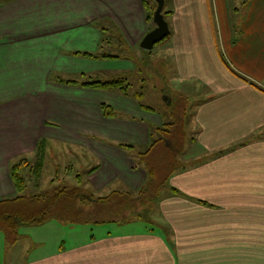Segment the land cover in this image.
<instances>
[{"label":"crops","instance_id":"obj_1","mask_svg":"<svg viewBox=\"0 0 264 264\" xmlns=\"http://www.w3.org/2000/svg\"><path fill=\"white\" fill-rule=\"evenodd\" d=\"M168 4L164 98L185 99L187 121L178 165L148 221H104L70 236L58 235L64 222L49 221V240L18 237L7 255L27 240L23 264H264V0ZM146 13L142 0H0V198L16 194L10 165L43 139L90 154L82 187L97 196L143 185L137 151L170 121L166 107L131 92L144 97L146 82L126 75L136 70L131 53L145 52ZM74 51L126 56L108 63ZM90 73L126 76L127 93L64 83ZM101 104L116 116H104Z\"/></svg>","mask_w":264,"mask_h":264},{"label":"trees","instance_id":"obj_2","mask_svg":"<svg viewBox=\"0 0 264 264\" xmlns=\"http://www.w3.org/2000/svg\"><path fill=\"white\" fill-rule=\"evenodd\" d=\"M148 0H142L146 10L147 18L149 19V10L151 4ZM151 4V5H150ZM155 9V8H153ZM148 52L147 50H144ZM102 57H118L113 56L105 51H102ZM146 53V54H148ZM75 55H82L91 59L99 58L101 55L92 52L74 51ZM135 66L139 61L135 57V53H131ZM143 63V62H141ZM245 79L244 77H242ZM145 80V78H142ZM75 79H66L64 83L78 84ZM80 85L94 89H113L117 88L124 94L127 93L129 82L126 76H118L108 80H85L80 82ZM138 95H142L140 92ZM175 99V101H173ZM186 100L177 96L169 103L172 106L167 108V115L170 121H163L162 125L155 127L150 132V141L148 147L143 151H137L139 163L146 172V180L143 185L135 192L113 190L105 196H97L90 190L82 186H63L56 189L52 194H36L25 196L23 191L26 186V181L19 173L23 167H29L32 175L37 179L41 175L44 166V151L46 141L41 140L37 146L34 162L30 164L26 157L19 158L10 165V177L14 184L16 194L13 197L0 198V230L4 232L8 244L14 243L18 239V229L25 225L41 224L46 220H78L85 221L92 217L94 222L104 221H126L132 219H142L148 221L147 213L152 209L153 201L158 197L161 187L167 182L169 175L175 169L174 164L169 166L168 171L164 176L158 177V172L162 167L161 146L167 150L178 154L181 146L175 147L176 138L171 134L169 126L178 125V132H183L187 117H185ZM166 104V105H169ZM144 108L145 105H142ZM102 114L106 117H115L116 111L107 104H101ZM158 132L159 136L155 137L154 133ZM118 147L133 150L134 146L127 143H118ZM159 147H158V146ZM158 147V151L153 150ZM92 169L86 172H90ZM85 172V173H86ZM78 180L80 181V176ZM204 203V201L200 200ZM15 204V206H13ZM20 207H16V206ZM119 217V218H118Z\"/></svg>","mask_w":264,"mask_h":264},{"label":"rangeland","instance_id":"obj_3","mask_svg":"<svg viewBox=\"0 0 264 264\" xmlns=\"http://www.w3.org/2000/svg\"><path fill=\"white\" fill-rule=\"evenodd\" d=\"M148 1L151 4H153L155 0H148ZM155 4H156L155 7L151 5L149 14H148L149 25L152 28L155 27V23L153 21V15H154V11L157 6L156 1H155ZM166 7L169 8V4L163 8L162 13H164L165 16H168L165 13V11L167 10ZM151 29H149L148 31H150ZM168 39H169L168 37H165L163 40L157 42L152 48L153 50L152 54H146L148 52L142 53V51H140L139 53H135V57L137 58L139 63H137V67L134 73L126 74L127 76L137 78L138 83L146 82V86L143 89L144 97L142 95H138V93H135L136 89H133V87L131 88V92L134 93V95L137 97L139 101L141 102L143 101L145 104H148L149 106H151L152 108L156 110H162L165 107L172 109V106H173L170 104L166 105L167 100H165L164 98V94H167L170 92V87L169 85H167L165 81V77L163 75L164 68L163 66H161V62H160L162 61L161 60L162 55L165 53H162L161 51H159V49L162 48L167 43ZM104 53H107L113 56H118V57H102L103 54H99L101 55L99 59L106 60L108 63L117 62L115 60H123L126 56L124 51H122V53L121 52L112 53L110 51H106ZM107 65L110 66L109 64ZM145 66L148 67V70H150L151 73L150 72L147 74L145 73V71L143 70ZM118 76H122V75H114L113 73H110V74L106 73L104 75L103 74L100 75V77H97L94 73H90V74L81 75L79 77L71 76L69 79H75L76 81L82 82L88 79L108 80V79L116 78ZM142 77H144L145 80L147 78V80L141 81ZM172 88L176 89V91L178 92L184 91V89L179 84L177 85L173 84ZM173 101H175V99ZM168 129L169 130L172 129L171 134L174 135L176 138L175 147L180 145L182 148L184 144L185 136L182 131L178 132L180 127H178V125H174L172 127L169 126ZM154 136L158 137L159 136L158 132H155ZM189 136L190 135L187 131V139H186L187 144L189 143ZM50 143L45 145L44 166H43V169H42V172L39 178L36 179L32 175L30 168L28 166L21 168L19 171L21 176H23L26 181V186L23 191V195L25 196L36 195V194H40V195L41 194H46V195L52 194L53 192L56 191V189L63 187V186H83L82 182L85 179V172L89 168H91V166L94 164L93 159L89 157L90 154L87 153L85 150L80 149V147H74V146L72 147V146L65 145V144H57L54 142H50ZM158 147H156L153 150V152L158 151L159 149ZM161 150L162 151H161L159 158L161 159L162 167L160 171L158 172L159 173L158 177L164 176L165 173L168 171L169 166H171L172 164H174L175 167L178 165L176 159L178 158L177 156L180 155V153L182 152V150H179L178 154H175V152L167 150L164 146H161ZM22 157H26L31 164L34 162L35 154L33 155L27 154ZM77 175H79L80 178L82 179L81 182L78 180ZM13 206H15V204ZM16 207H20V206L17 205ZM149 215L150 213L149 214L147 213V217H149ZM87 218L88 219L85 221L51 219V220L44 221L43 224H40V225L36 224L37 226L35 225L34 228L33 227L29 228L23 225L18 229V237H21L22 239L26 238V239H29V241H31L32 238L33 239L36 238L37 234L39 236L45 235V232L49 234L48 232H50V230L47 231L46 227L48 226L45 225V223H48L49 221L56 222V223H62V222L65 223L63 227L59 226L58 228L59 236L64 235L65 233L70 236L71 234H69V232L71 231V229H73V231H75L77 235H81L83 230L87 231L91 229L90 227L98 226V223L94 222L95 219H93L92 217H87ZM47 236L46 238L47 240H49ZM29 241L20 240L21 243L18 244L17 248H15V250H8L9 252L7 255V249H11V247L13 246H9V247L6 246L8 243L6 241L5 234L3 231L0 230V258H1L0 261H1V264H6V261H7V264H12V258L15 259L14 264H18V260L16 259L18 255L20 256L19 261H21V264H23L22 260H23V255L25 256L24 251L27 245L26 243H29Z\"/></svg>","mask_w":264,"mask_h":264},{"label":"water","instance_id":"obj_4","mask_svg":"<svg viewBox=\"0 0 264 264\" xmlns=\"http://www.w3.org/2000/svg\"><path fill=\"white\" fill-rule=\"evenodd\" d=\"M155 1L157 3L153 15L155 27H153L150 31H147L139 43V46L145 50H151L157 42L163 40L169 34V26L164 14L162 13L164 0Z\"/></svg>","mask_w":264,"mask_h":264}]
</instances>
